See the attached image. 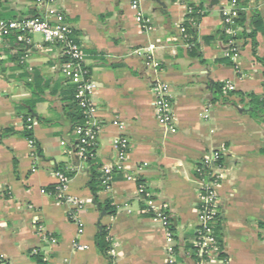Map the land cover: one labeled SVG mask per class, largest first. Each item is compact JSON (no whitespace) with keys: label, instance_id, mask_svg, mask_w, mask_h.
Returning <instances> with one entry per match:
<instances>
[{"label":"crops","instance_id":"0c3cea01","mask_svg":"<svg viewBox=\"0 0 264 264\" xmlns=\"http://www.w3.org/2000/svg\"><path fill=\"white\" fill-rule=\"evenodd\" d=\"M242 1L246 22L238 32L255 29V15L262 18L256 51L264 59V0ZM189 3L202 4L207 12L197 27L196 54L180 31ZM57 7L75 28L97 83L95 159H75L78 135L70 116L75 86L61 70V47L40 33L30 41L15 35L0 39V255L5 264H170L171 246H178L177 264H198L193 244L198 170L203 172L200 165L221 147V164L211 163L208 172L221 165L220 220L214 221L219 253L206 264H264V120L252 114L247 95L212 101L215 82L264 98V64L254 55L251 38L235 40L237 58L227 55L233 39L224 27L228 0H140L151 29L138 20L131 0H57ZM0 17L44 18L45 9L35 0H0ZM151 43L157 70L135 53ZM226 57L233 63L218 61ZM156 77L173 95L175 133H166L157 121ZM26 119L36 146L24 134ZM120 135L130 144L124 167L95 196L92 169L115 163L114 141ZM59 164L75 172L65 195L84 203L80 234L68 215L70 204L46 191L56 185ZM140 185L171 216L173 243L162 220L147 209ZM103 229L106 254L97 240Z\"/></svg>","mask_w":264,"mask_h":264},{"label":"built area","instance_id":"2783aa9c","mask_svg":"<svg viewBox=\"0 0 264 264\" xmlns=\"http://www.w3.org/2000/svg\"><path fill=\"white\" fill-rule=\"evenodd\" d=\"M240 0H228L229 8L223 11L224 22L228 24L226 28L227 33L235 35L239 30L243 29V26L233 27L234 19L239 16ZM36 5L45 9V17L34 18H0V39H4L8 36L15 35L20 40L30 41V36L34 33H40L44 40L52 45H59L61 47V55L67 57L63 62L61 70L63 74L69 79V81L75 86L74 100L79 107L84 109V115L86 122L83 125L76 127V133L78 135L79 146L76 150V155L82 161H87L93 158L95 155V149L98 143V131L100 126L95 120V115L99 109L98 105L93 101V95L97 89V83L94 81L85 65V53L82 49L81 43L73 33V26L66 21V18L57 7V0H35ZM132 7L138 13V20L146 29H151V20L145 17L140 11V0H131ZM188 14L191 9L188 8ZM53 19V20H52ZM180 31L183 35L184 41L190 45L186 28L181 25ZM236 39H231L228 43L229 51L227 55L233 59L237 58L239 50L235 45ZM156 45L154 43L149 44L144 49H137L135 53L144 55L146 62L152 66L155 70L158 69L159 64L153 57ZM152 90L154 92L153 107L158 123L162 126L166 133H175L177 131L176 124L174 122L173 113V95L171 93L169 84L156 77L152 84ZM119 127L124 128L123 123H120ZM31 128V125H28ZM33 146V141L30 140ZM116 148V161L111 166H103V183L108 187L112 180V174L114 171L122 170L125 160L128 155L129 141L124 136H118L115 141ZM225 148L221 147L205 161L206 164L215 166V162L221 159L222 153ZM214 171L207 174L201 170H198L201 174L200 185L201 192L199 195L200 208L198 211V228L194 238V247L200 257L198 264H206L207 258L218 255L219 245L218 237L215 230L212 227V223L216 220L218 213L219 199L216 193V187L219 185V181L223 176L221 171V165L213 169ZM56 185L54 187V193L49 192L55 196L58 200L70 204V210L68 215L74 221L78 223L79 234L83 232L84 228L79 217V211L84 207L82 200L66 197L65 191L69 182L66 173L62 170L55 172ZM139 194L146 200L147 209L155 216L159 217L164 226L167 229L168 241L173 243L174 237L169 230V220L167 214L164 211V207L157 203L153 194L148 191L144 185H140L138 188ZM169 263L177 264L175 260V249L173 246L169 247ZM0 264H5L3 255H0Z\"/></svg>","mask_w":264,"mask_h":264},{"label":"trees","instance_id":"16d2710c","mask_svg":"<svg viewBox=\"0 0 264 264\" xmlns=\"http://www.w3.org/2000/svg\"><path fill=\"white\" fill-rule=\"evenodd\" d=\"M238 5H239V8H242V10L240 9L239 16L234 19V24H233L234 28L237 27V26H240V25H245V22H246V12L244 11V8L246 6H245V4L243 3L242 0L239 1ZM189 8L191 9V12L188 14L186 21L183 23V26L186 28V33H187V36H188L187 37L188 38L187 42H189L190 45L192 46L191 48H192L193 54H196L197 50H198V44L196 43V41H197V27H198V24H199L201 18L207 12L204 11L202 4L189 3ZM253 25H254L255 29H252L249 32L245 31V30H243L241 32H237L232 37H233V39H237V38L238 39L239 38H251V41L253 43L254 55L257 57L258 60L262 61L263 64H264V59L259 58L257 56V51H256V47H257L256 31L262 25V18L259 15H255V17L253 19ZM224 27H225V29L228 27V24L226 22H224ZM73 33L77 37L75 28L73 30ZM224 34H225V31H224ZM66 59H67V57H63V61H65ZM218 61H225V62H228V63H233L232 60L230 58H227V57L222 59V60H218ZM233 94H238V95H241V96L247 95V96L251 97V102L250 103L254 107V109L252 111V114L254 116H256L257 118H260V119L264 120V98L260 99L259 97H256V95H254L252 92L244 94V93H242L240 91H231V90H229L227 88V86H226V84L224 82H215L214 86H213V99H212V101L213 102L220 101V102L225 103V102L229 101V97L228 96L233 95ZM71 98L73 100V104L71 106L72 110H71L70 116L72 117L73 121L75 122V128H76V127H78L80 125L85 124L86 117L84 115V109L79 107V105L74 100V93H73V97H71ZM254 100H256V102H253ZM25 125H28L27 119H26V124ZM24 134L28 138H31L33 143H34V146H36V142H35L34 137H33V131L30 130V129H25ZM79 143L80 142L78 141L77 146H76V150L78 149ZM94 152L96 153V149H95ZM94 159H95V155H94L93 158L88 159L87 162L90 163ZM221 162H222L221 159L216 161V163H220V164H221ZM200 167L207 174V171H209V168H210V164L203 163V164L200 165ZM55 168L57 170L64 171L66 173V176H67L68 179H70L75 173L72 170H67L64 167V164H59ZM92 172L94 174V178H93V180L91 182V189H92V192L94 193V195L96 196L97 192L105 186V184L103 183V179H102V176H103L102 166L100 164H98L95 168L93 167ZM98 175H100L99 178H97ZM53 189L49 188L46 191L47 192H51ZM107 209L108 210L110 209L112 213L115 212V210L111 209V206H110L109 203L107 204ZM166 214H167V217H168V220H169V223H170L169 224V230L172 232L173 237H175L174 225H173V222H172V218L169 215V213L166 212ZM218 219L220 220L219 215L217 216L216 220H218ZM212 227L215 230L216 235L218 237L216 223L213 222L212 223ZM106 235H107V231L105 229H103L97 236L98 244H99L101 250L105 254L109 250V244L106 241ZM177 250H178V246L175 247V252L176 253H177ZM194 250L196 252V257L199 258L197 249L195 247H194ZM37 259H38V262L41 263V259L39 257H37Z\"/></svg>","mask_w":264,"mask_h":264},{"label":"water","instance_id":"95a60500","mask_svg":"<svg viewBox=\"0 0 264 264\" xmlns=\"http://www.w3.org/2000/svg\"><path fill=\"white\" fill-rule=\"evenodd\" d=\"M75 159L80 162V159L78 156H75ZM106 214V212L104 210H102V213H101V217H100V220L101 218ZM99 228L102 229V225L99 223Z\"/></svg>","mask_w":264,"mask_h":264}]
</instances>
